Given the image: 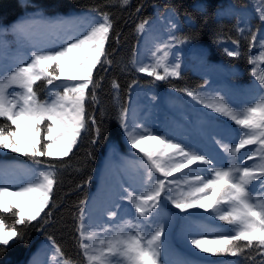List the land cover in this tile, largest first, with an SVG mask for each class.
Segmentation results:
<instances>
[{
  "label": "snow or ice",
  "instance_id": "6c2138e0",
  "mask_svg": "<svg viewBox=\"0 0 264 264\" xmlns=\"http://www.w3.org/2000/svg\"><path fill=\"white\" fill-rule=\"evenodd\" d=\"M130 3L131 0H120V7ZM21 6L31 7L33 11L10 25L0 24V119L6 121L0 123V152L18 154L29 163L0 162V254L23 241L29 228L51 216L60 183L61 168L57 165H63L64 158H71L90 131L94 132L92 144L99 143L100 125L88 106L90 102L99 103L97 74L107 71L105 66L113 63L109 50L115 25L109 12L91 7L82 15L48 16L39 5H28L22 0ZM233 11L227 9L221 15ZM256 11L264 24V7ZM167 12L170 29L179 30L173 19L175 10ZM236 15L244 18L243 13ZM149 23L148 18L138 23L137 34L146 32ZM244 23L246 28L240 27L239 22L237 25L241 36L251 30L246 18ZM8 34L15 38L17 47V55L11 57L6 53L8 42L3 39ZM258 35L259 29L251 32L250 49L255 47ZM116 37L119 43V33ZM193 38L170 31L167 39L151 52L155 63L144 64L138 49L133 52L132 63L137 72L153 77V82L178 78L182 72L179 57L175 63H170L168 58L175 45L189 43ZM233 43L236 50L225 51L228 56L239 58V41ZM260 47L264 48V37L260 38ZM257 60L264 65V51L249 60L253 65L255 95L254 102L246 107L235 106L227 93L217 94L209 101L199 90H176L186 92L192 101L237 126L239 142L233 145L225 142L230 129L221 127L216 116L205 114L198 122L200 126L195 129L198 136L209 134L203 125L214 130L212 139L219 145L222 156L212 154L195 139L189 142L187 133L166 129L151 134L143 123H136L134 111L130 113L128 108H122L118 121L130 145L129 151L136 149L143 158L127 162L129 187L118 179L119 187L113 186L110 199L101 204L94 199L91 208L80 201L77 232L86 264H169L163 249L164 234L171 216L181 213L182 219L188 221L187 234L200 237L190 241L195 249L232 258L255 253L261 258L258 264H264V195H261L264 193V74H258ZM38 82L45 85L47 96L43 100ZM112 88L118 93L119 84L115 80ZM249 145L259 146L252 155H248ZM254 157H258L259 163L248 165L247 161ZM121 200L127 201L134 213L127 208L120 212ZM168 202L179 213L165 212ZM4 214H10L13 222L6 221ZM214 220L224 222L227 227L215 226ZM48 241L54 252V264H72L52 237ZM254 258V255L247 257ZM29 264H37L35 256ZM174 264L194 262L179 258ZM231 264H238V260Z\"/></svg>",
  "mask_w": 264,
  "mask_h": 264
},
{
  "label": "trees",
  "instance_id": "16d2710c",
  "mask_svg": "<svg viewBox=\"0 0 264 264\" xmlns=\"http://www.w3.org/2000/svg\"><path fill=\"white\" fill-rule=\"evenodd\" d=\"M21 2L22 0H0V24L10 25L26 12L33 11L31 7H22ZM24 3L39 5L48 16L57 14L68 16L73 13L82 15L91 7H98L100 12H109L115 25L109 50L113 63L110 67L105 66L108 68L107 71L101 70L97 74L96 79L100 82V87L97 89L99 103L90 102L88 106L89 113L95 115L100 125L99 143L92 144L94 132L90 131L83 137L71 158H64V164L57 165L61 168L58 175L60 183L56 187L55 206L51 209V216L45 217L41 224L29 228L23 241L15 243L6 252L0 254V264H23L25 258L35 249L42 250L44 253L49 251V257L52 260L54 252L49 246L48 237H52L55 244L62 249L64 257L72 264H86L79 248L77 232L80 201H84L87 207H89L87 205L89 197L102 203L111 198L113 186L118 188L115 183L114 185L112 183L104 193L91 185L94 172L102 162L137 158V154L133 155L135 151L131 149L130 152V148L126 146L125 135L120 128L118 115L122 108L138 104L142 109H148L159 132L170 129L187 133L189 142L195 139L218 157L223 154L219 145L212 139L214 130L203 125L202 127H206L209 133L204 137L198 136L195 131L200 126L198 122L205 118V114L216 116L221 127L226 126L230 129L225 135L226 143L234 145L239 142L240 133L232 121L213 113L203 104L192 101L186 92L176 90L185 88L199 90L209 101L217 94L227 93L229 100L240 108L254 102L255 77L252 75L253 65L249 63V60L259 57L260 52L264 51V48L260 47V38L264 37V24H261L259 13L256 11L264 7V0H131L127 7H120V0H24ZM138 7L139 12H137ZM168 9L175 10L176 16L173 19L179 30L170 29L167 23ZM227 9L234 11L232 14L221 15V12ZM236 13H243L244 18L251 25V30H246L243 36L237 32L238 22L242 28L247 26L244 18L237 16ZM145 18L150 21L148 30L138 35L136 25ZM189 21L194 24V27L190 26ZM258 29L259 35L255 41V47L250 49L251 32H256ZM170 31L177 36L187 35L194 38L189 43L175 45L172 55L168 58L170 63H175V58L179 57L182 65L181 76L169 77L167 82H153V77L136 71V66L132 63L133 52L138 49L144 64L155 63L151 52L167 39ZM116 33H119V43L116 42ZM3 39L9 45L6 49L8 57L17 55L15 38L8 34ZM237 40L241 55L239 58L230 57L225 49L236 50L237 45L233 41ZM160 55L163 56V53L161 52ZM7 62L6 60L5 63ZM255 67L259 74L264 65L257 60ZM113 80L119 84L118 93L112 88ZM205 81L208 83L205 84ZM258 83L256 81V84ZM129 85L132 87L130 88ZM44 88V83L38 82L42 100L47 96ZM0 123H6V121L0 119ZM246 148L248 155H251L250 145ZM255 159L256 157L252 161H247L248 165ZM0 162H16L24 165L29 163L26 158L7 151L0 152ZM174 176L178 177L179 174ZM253 195L255 196L256 193L253 192ZM119 203L121 204L120 212L130 207L127 201L121 200ZM164 211L179 213V210L175 209L170 202ZM195 211L204 212L200 209ZM182 216V213L171 216L168 221V230L164 234L163 249L169 264H174V261L179 258L192 260L194 264H231L233 260H238V264H258V261L247 258L243 260L240 257L212 256L200 250L197 252L199 259L193 258L184 252V249L192 250L187 243L192 238L200 237L187 234L188 221L182 219ZM4 218L10 223L13 222L10 214H4ZM191 219L201 220L200 217ZM213 223L219 228L227 227L219 220H214ZM41 226H43L42 230L38 231L37 229Z\"/></svg>",
  "mask_w": 264,
  "mask_h": 264
},
{
  "label": "rangeland",
  "instance_id": "374dc122",
  "mask_svg": "<svg viewBox=\"0 0 264 264\" xmlns=\"http://www.w3.org/2000/svg\"><path fill=\"white\" fill-rule=\"evenodd\" d=\"M259 74H264V68L260 70ZM128 109L130 113L133 111L136 113V116H137L136 123H143L145 127L151 130V134L160 133L158 129L156 128L154 124V118L152 117L148 109H142L138 104H131L128 107ZM124 139H125L126 146L130 148V145L127 143L126 137ZM258 147H259L258 145H250L251 155H252V152ZM133 150L135 151V154H137V158H129V159L121 158L117 160H111L106 163L102 162L101 166L99 168H96L94 172L91 185H93L96 189L105 193L106 188L109 185H112V183L113 185L115 183L119 187V185L116 183V181L119 178V180L124 182L125 187H129V184L127 183L126 172H125L127 162H135L143 158L142 153H138V150L136 149H133ZM253 163H259L258 157H256ZM253 163H250L249 165ZM131 170L132 169L129 167L128 171H131ZM156 175L159 176L160 178H163L160 173H156ZM93 201L94 200H92L91 197H89L87 199V205L89 207H92ZM96 201L98 202V204H101L99 200H96ZM129 210L134 213V209L132 208L131 205L129 207ZM105 218H107L106 214L104 215V219ZM187 245L189 248H192V250L189 251L190 254L194 256V258H196L195 254H197L199 250L195 249L193 245H191L190 242H188ZM49 255H50L49 251L44 253L42 250H38V249L32 250L31 253L25 258L23 264H29V262L33 260L34 256L37 261V264H53ZM249 255H254L255 258L251 259L253 261H259L260 259L258 257V254L248 253V252H246L244 256H241L240 258L244 260Z\"/></svg>",
  "mask_w": 264,
  "mask_h": 264
}]
</instances>
